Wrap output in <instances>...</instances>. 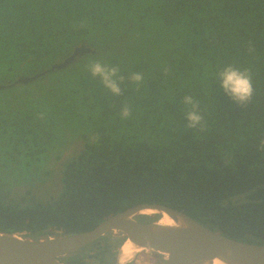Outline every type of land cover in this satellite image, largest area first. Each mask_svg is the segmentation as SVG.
I'll return each mask as SVG.
<instances>
[{"label": "trees", "instance_id": "1", "mask_svg": "<svg viewBox=\"0 0 264 264\" xmlns=\"http://www.w3.org/2000/svg\"><path fill=\"white\" fill-rule=\"evenodd\" d=\"M83 43L96 45L95 55L34 89L0 93V138L9 145L43 152L51 140L81 141L56 195H14L0 183V231L32 241L70 236L155 203L264 245V0H0V83ZM95 60L120 69L118 97L90 76ZM227 65L253 75L247 106L215 83ZM137 72L139 85L130 79ZM186 95L198 101L202 129L186 127ZM123 105L132 110L126 120ZM124 240L108 233L60 262L111 264Z\"/></svg>", "mask_w": 264, "mask_h": 264}, {"label": "water", "instance_id": "2", "mask_svg": "<svg viewBox=\"0 0 264 264\" xmlns=\"http://www.w3.org/2000/svg\"><path fill=\"white\" fill-rule=\"evenodd\" d=\"M86 53L94 51L84 46L75 48L62 63L53 65L51 71L64 68ZM38 76L19 78L16 83L25 84ZM3 88L0 86V90ZM154 215L159 216L155 221H139V217ZM166 220L169 224L160 223ZM108 233H120L125 237L111 264H126L141 251L158 253L162 264H264V245L224 237L180 211L155 203L134 205L104 219L90 231L70 236L32 241L21 234L0 231V264H62L60 259L71 257ZM126 241L140 251H134L130 257L121 256Z\"/></svg>", "mask_w": 264, "mask_h": 264}, {"label": "clouds", "instance_id": "3", "mask_svg": "<svg viewBox=\"0 0 264 264\" xmlns=\"http://www.w3.org/2000/svg\"><path fill=\"white\" fill-rule=\"evenodd\" d=\"M88 71L90 76L94 80H97L111 96L118 97L120 95L123 78L119 75L120 69L117 66L95 60L88 65ZM130 79L139 85L144 80V76L139 72L132 73ZM217 82L225 95L237 106H247L252 101L254 88L253 75L250 70H242L233 65H227L216 74L215 83ZM183 102L190 108L185 117L187 121L186 127L189 129H202L204 119L198 110V101L193 96L186 95ZM131 111L129 105H123L121 107L120 117L125 120L128 119Z\"/></svg>", "mask_w": 264, "mask_h": 264}, {"label": "flooded vegetation", "instance_id": "4", "mask_svg": "<svg viewBox=\"0 0 264 264\" xmlns=\"http://www.w3.org/2000/svg\"><path fill=\"white\" fill-rule=\"evenodd\" d=\"M80 46L90 47L91 50L94 51V53L93 54L92 53H86V54H83L81 56H78L74 59L73 62H71L70 64H68L64 68L54 69L51 71V68L53 65L62 63L65 59H67L73 53L75 48L80 47ZM95 47H96V45H87L86 43H83V44L74 46L70 51H68L66 54H64V57L62 59L53 62L52 64L48 65L46 68H42L41 64H40V67H41L40 69L36 68V69H30V70H28V69L23 70V68H18L17 72L15 71V73L9 72L8 74H6L7 75L6 81L4 83H0V86L5 87V88L0 90V93L7 91V90H9V92L12 91V93H18L17 91H19V87H21V88L22 87H29L30 89H34L40 83L39 80L44 78L45 76L53 73L54 71H61V70L63 71V70L68 69L70 67H74L75 65H77L80 62V59L86 58L89 55H95V53H96V50L94 49ZM35 75H39V76L31 82H28L25 84L16 83V81L19 78L20 79H25L27 77L31 78V77H34ZM20 91H19V93H21ZM0 96H1V94H0ZM3 106H4V103H1V100H0V118H1V116L3 118H5V116H6L5 115L6 110ZM70 136H71V138H73L72 135H70ZM4 137H5V134H4ZM52 139H57V138L52 137ZM61 143H62V141L60 139H57L56 142L54 140H51L50 142L46 143V145H44L45 149H46V146L48 145L47 149L45 150L46 154L52 152V150L49 149L50 146H54V145L57 146ZM45 151H43V152L42 151H36V149H35L34 151L28 152V150L25 146L17 145L15 147L14 144H11V145L8 144L7 137L6 138H0V177H1V180L7 182V185L9 188L19 186L20 182H23V180H26V179L22 178L20 171L25 170L29 173L35 172V169L37 171H39V168L45 162V159L43 157ZM10 166H12V168L15 167V169L11 168V170H10ZM7 171H9V172H8V175L6 176L4 174Z\"/></svg>", "mask_w": 264, "mask_h": 264}, {"label": "rangeland", "instance_id": "5", "mask_svg": "<svg viewBox=\"0 0 264 264\" xmlns=\"http://www.w3.org/2000/svg\"><path fill=\"white\" fill-rule=\"evenodd\" d=\"M74 139L77 138H73L72 141L69 140L62 142L57 146H50L49 149H51L52 152L46 154L45 151L43 155L45 162L39 168V171L35 169V172L29 173L25 170H21L20 173L22 178L26 180L20 182L19 186L9 188L11 189L10 192L14 195H22L26 191L32 190V192H35L38 196H41L40 198L56 195L60 189V172L62 169L61 167H64L63 163L70 159L75 150L81 146V141ZM47 147L48 145L46 146V149ZM11 168L12 166H10V170ZM13 168L15 169V167ZM8 172L9 171H7L4 175L7 176ZM0 183L5 188L8 187L7 182L2 181L1 177ZM162 262V257L158 253L152 251H141L127 260L126 264H162Z\"/></svg>", "mask_w": 264, "mask_h": 264}, {"label": "bare ground", "instance_id": "6", "mask_svg": "<svg viewBox=\"0 0 264 264\" xmlns=\"http://www.w3.org/2000/svg\"><path fill=\"white\" fill-rule=\"evenodd\" d=\"M146 212H149V211H146ZM142 219V218H140ZM160 223H163V224H169V222L166 221H161ZM134 251H140L138 249L134 250L132 248V245L130 244V242L126 241L123 246H122V249H121V256H126L128 257L129 255H131L132 253H134ZM130 257V256H129ZM141 263V262H140ZM145 264V263H144Z\"/></svg>", "mask_w": 264, "mask_h": 264}]
</instances>
